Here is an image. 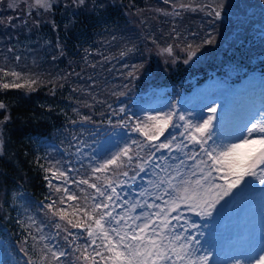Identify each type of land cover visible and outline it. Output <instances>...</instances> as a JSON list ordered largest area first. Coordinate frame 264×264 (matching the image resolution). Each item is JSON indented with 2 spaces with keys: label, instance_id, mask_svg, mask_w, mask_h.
I'll return each mask as SVG.
<instances>
[{
  "label": "snow or ice",
  "instance_id": "snow-or-ice-1",
  "mask_svg": "<svg viewBox=\"0 0 264 264\" xmlns=\"http://www.w3.org/2000/svg\"><path fill=\"white\" fill-rule=\"evenodd\" d=\"M163 2L170 4L171 10L155 11L164 16L175 18L186 11H199L209 18L203 37L198 32L191 33L193 39L189 42L173 27L170 35L174 34L173 39L180 43L160 48L174 64L179 59L174 49L182 43L180 50L187 54L183 61L187 64L203 45L215 43L212 26L222 18L226 0ZM63 4L65 12L75 10L64 26L66 30L76 23L81 10L103 12L106 7L103 0H91V4L89 0H63ZM7 7H17L15 0H9ZM29 7L42 9L39 15L51 14L54 0H34ZM13 20L9 16L0 19V24L13 29L21 26ZM29 22L33 27L41 23L29 14L21 24L26 27ZM51 23L53 29L58 27L55 21ZM3 39L0 37V41ZM115 39L111 37L112 41ZM147 39L159 48L154 37ZM55 48L60 55L64 54L59 37ZM15 50L9 43L5 52L0 53V89L34 92L45 81L37 73L17 71L10 66L7 54H14ZM134 50V45L125 47L119 56L123 58ZM90 51L85 49L86 63ZM112 58L103 57L105 61ZM20 60V55H14L16 63ZM123 67L127 71L121 75L132 83L144 65ZM70 75L79 76L71 73L47 81L51 84L50 94L55 95ZM123 87L127 89L128 84ZM83 91L87 90L72 89L74 93ZM88 95L90 101H75L78 106L72 112L77 118L67 121L72 126L79 125L78 132L69 133L67 158L54 159L47 152L35 158L38 169L45 173L49 194L33 210L27 202H21L19 193H14L17 216H4L20 229L18 247L13 251L22 254L23 264H264V81L259 96L253 92L252 100L228 122L217 117L216 104L207 107L210 115L206 117L198 112L180 111L174 103L167 112L141 110L142 115H137L126 105L113 108L112 104L97 101L91 92ZM112 95L124 96L126 92ZM95 104L106 108L98 121L91 111L88 115L80 111L91 110ZM7 110L8 106L0 101V111ZM10 120L8 114L0 119V155L5 143L2 128ZM88 125L95 130H87ZM101 131L106 139L100 138ZM67 185H74L75 189ZM245 196L260 201L259 230L250 232L228 254L222 250L214 253L215 245L211 243L203 247L200 225L186 213L212 217L220 211L218 206L223 207L222 201L228 202L225 198ZM0 212H5L2 205ZM0 264L21 262L5 253Z\"/></svg>",
  "mask_w": 264,
  "mask_h": 264
},
{
  "label": "trees",
  "instance_id": "trees-1",
  "mask_svg": "<svg viewBox=\"0 0 264 264\" xmlns=\"http://www.w3.org/2000/svg\"><path fill=\"white\" fill-rule=\"evenodd\" d=\"M148 1L150 0H103L106 5L103 12L81 10L76 16V23L70 26L68 30L64 26L71 16L66 20L67 18L62 16V13L66 15L75 10L65 12L62 1L54 4L51 19L55 21L58 27L55 30L52 27L50 30L52 35L58 34L57 30L60 31V38L67 45L68 55L64 56V61L70 59V61L75 62L67 68L61 69L58 77L71 74L70 72L73 69L82 68L86 70L90 68L88 77L96 81L91 87L93 91L85 88L87 91L82 92L86 95L85 97L81 96L83 100L91 92L97 101L112 104L113 108L119 106L121 98L114 100L115 96L112 93L123 91L124 84L114 85L116 84L115 81L109 80L110 76L107 79V74H111L120 68L124 69L123 65H128L127 61L129 59L132 60L130 65H144L139 72L143 75L139 76L137 85L134 86L135 89H138L139 94L137 96V106L131 112L137 115H142L141 108L143 104L148 105L151 102L150 97L148 99V96H142V94L151 89L150 96H156L155 87L158 90L163 89V87L169 89L168 91L172 95L171 103L175 102L177 108H181V105H178V99L182 95L193 92L196 87L211 76L213 69L222 68L226 57L232 58L236 64L235 70L239 73V78L236 81L247 79L249 71L264 70L260 65L264 66V60L254 61L253 58L257 57H255V53H252L253 49L258 48H262L260 54L264 52V35L253 43L254 47L250 48V54L248 47L241 48L244 43H252L250 32H247L244 35L246 39L244 38L242 43L237 45L234 54L230 52V49L223 50L222 57L217 59L218 56L214 55L213 57L216 58L215 63H208L207 66H187L179 61L175 66H169L170 71L165 73L163 77L155 76L156 56L147 52L148 49L150 51L154 47V44L147 37H154L158 43L159 38L167 34L170 35L171 30L168 26L170 22L164 27L162 18L160 16L158 18L154 17L155 14L152 12L143 18L142 24L140 20L133 23L130 12L134 13L142 9ZM89 3L91 4V0H89ZM249 3H253L257 7L255 13L249 10ZM236 7L239 9L234 10L233 21H237L238 25L243 21H247L249 22L248 25L251 26L254 20L261 21V23H256L257 26L264 24V0H245L243 5L236 3ZM185 13L174 18L175 20L179 19V26L176 28L191 27V30L194 25H207L209 18L204 16V12L189 13V11H186ZM233 24L234 22L218 20L213 25L216 30L214 31L215 38L222 40L225 33L227 34L232 30ZM51 26L43 25L42 27L43 29H49L48 27ZM181 33H184V31H181ZM113 36L116 37L115 41L111 40ZM188 37L190 36L188 35ZM105 40L109 43H104ZM85 45V49L91 50L87 63L85 61V50L83 49ZM133 45L135 46L134 51L123 58L119 56L121 50L125 47H133ZM109 56L113 58L107 61L103 59V57ZM92 64H95L94 68L91 67ZM59 65H62V62ZM147 67H149V71H152V74H148ZM8 80L10 81V79ZM70 83L71 76L62 88L56 89L55 95L50 94L51 84L46 81L31 93H26L25 89H0V101L8 106L7 113L0 111V119L5 114L11 116V120L2 128L5 143L3 155H0V205L3 206L5 212H0V252L8 246L6 249L10 251L15 259L20 260L21 264H23L22 254L13 251L14 248L18 247L16 241L20 238V229L15 223L5 220L4 216L7 214H10L13 218L17 216V212L14 210L17 205L13 203L14 193L21 195L22 203L27 202V200L33 203V210L49 194L44 179L45 173L38 169L35 163L37 156H44L47 152L54 159L67 158L65 151L70 139L69 133L74 130L79 131V125L72 126L67 122L69 119L77 118L76 114L72 112L77 104L73 100V88ZM170 84L173 88L169 87ZM86 86L89 87L90 84ZM102 88L104 90L102 97L99 99L100 94L96 95V92ZM69 97L72 98L69 99ZM88 100L90 101V98ZM49 107H51V110H49ZM145 109L150 111L151 107L148 106ZM91 110L96 113L98 104H95ZM159 111H163V108ZM103 112H106L104 105ZM86 113H89V109H86ZM87 130L94 131L95 129L87 126ZM53 150H56V153Z\"/></svg>",
  "mask_w": 264,
  "mask_h": 264
},
{
  "label": "rangeland",
  "instance_id": "rangeland-1",
  "mask_svg": "<svg viewBox=\"0 0 264 264\" xmlns=\"http://www.w3.org/2000/svg\"><path fill=\"white\" fill-rule=\"evenodd\" d=\"M61 1L63 2V0L54 1V4ZM8 2L9 0H0V19H6L7 17L12 16L14 17L13 23L21 25L20 27L13 29L11 27H5L3 24H0V37L4 38L2 41H0V53L5 52L9 43L14 45L16 49L14 54H7L9 56L10 66L15 67L17 71H23L25 73H37L41 77H43L44 81L47 82L49 80H53V78H57L58 74H60L61 69H65L69 65L75 63L73 61H70V59L67 61H64L63 59L65 55H68V53L67 45L60 38V31L57 30L58 34L55 33L54 35H52V31L50 30L52 26L48 27L49 29H43L42 27L43 25H52L51 14L39 15L38 13L43 12L42 9L30 8L29 6L34 3V0H15L17 7L13 8L7 7ZM188 2H194V0H188ZM196 2L208 3L210 2V0H196ZM244 2L245 0H226L227 6L220 20H223L225 22H234L231 28L232 30L227 34L225 33V35L222 37V40H220L219 38H215L214 33L215 43L203 45V47H201L197 52V55L189 60V62L186 64L187 66L198 67L207 66L208 63H215L216 58H214L213 56L216 55L218 56L217 59H220L222 57L223 50L226 49H230V52L234 54V50L237 48V45H240L242 43L245 38L244 35L247 32H250L252 43H244L241 48L248 47L250 53V48L254 47L253 43L259 40V37H262L264 35V24H260L257 26V22L261 23V21L259 20L252 21L253 23L251 26L248 25L249 22L247 21H243L242 23H239V25L237 21H233L234 10L239 9L238 7H236V3L243 5ZM157 8H165L171 10V5L164 4L163 0H150L145 3L142 9H140L144 10L142 13H138V10L134 13L130 12V17L133 23L140 20L142 24L143 18L147 14H150L152 12L153 14H155L154 17L158 18L160 16L162 18V20L164 21V27L169 22L170 23L168 26L170 30L173 27L179 26V19L175 20L171 16H164L161 13L155 11V9ZM249 10L255 13L257 11V7L255 6V4L249 3ZM72 12L73 11H70V13L66 15H63L62 12L61 13L62 16H65L67 18L66 20H68ZM189 13H192V11H189ZM29 14L31 15L32 19H39L41 21L39 27H33L30 22L26 27L22 26L21 21L27 18ZM184 14L186 13L183 12L182 15ZM204 16L207 17L205 13ZM184 28L185 27H179L177 28V30L184 31L185 34L182 33V35L187 37V41L189 42L193 39V37L190 35L191 33L198 32L200 34V37H203L205 32L208 31V25L204 26L203 28H201V25L199 24L194 25L191 30V27L185 29ZM212 28L214 31H216L214 29V26ZM173 35L174 34H167L159 38V42L157 43L159 45V48L156 44H154V47H152L150 51L149 49L147 51L148 54L156 56V63L154 65L155 76L163 77L165 73L170 71L171 65L175 66L179 61L183 62L188 58L187 54L180 50L181 48H183L182 43L180 44V48L174 49L175 55L179 57V59H177L174 64L171 62V57H169L167 54L161 53L160 48L166 47L169 44L180 43L179 40L173 39ZM188 35L190 37H188ZM57 37L60 38V41L64 45L63 55H60L58 50H56L55 48ZM46 41H50L51 44H46ZM196 43H199V38L196 39ZM85 48L86 45L83 46L84 50ZM129 48H132V46ZM261 52L262 48L252 50V53H255V57H257L256 62H259V60L257 59ZM14 55L21 56V60L18 63L14 61ZM53 56H56L57 58L53 60ZM34 60L35 63H33ZM131 61V59L127 61V63H129L128 65H130ZM61 62L62 65H59ZM223 62L225 63L222 68L217 70L213 69L210 77L205 79L203 83L196 87L193 92L183 96L180 101H178V105H181L182 108H178L180 111L198 112L200 116L206 117L210 115V113L206 111L207 107L210 104H216L219 106L216 113L217 117H223L224 121L228 122L232 120L236 116V114H238L241 109L252 100L253 92H255L256 97L259 96L261 90V82L264 81V70L252 72L249 71L247 79L243 81H236L239 78V73L235 70L236 64L233 62L232 58L230 59L226 57ZM2 63L3 58L2 56H0V64ZM260 65L262 66V68H264L262 64ZM73 71H75V73H78L79 76L70 75V84L72 88L91 89L93 81L95 80L91 77H88L90 75V68L86 70L77 68L76 70H71L70 73H73ZM126 71V69L122 68L117 69L115 72L107 74V79L108 76H110L109 80H114L116 83L114 85L116 86L121 84H128L127 89L123 87V91L126 92V95L115 96L113 99L118 100L119 98H121L119 106L121 104L126 105L128 109L132 111L137 106V96L139 94L138 89H135L134 86L137 85L138 78L140 75H143V73H138L137 79H135L132 83H129L128 80L121 75V72ZM146 71H148V74H152V71H149V67L146 68ZM83 83L85 84L83 85ZM87 84H90V86L87 87ZM169 87L173 88L171 84L169 85ZM104 88L96 92V95L100 94L99 99L102 97ZM154 89L157 92L156 96H150L151 89H149L147 93L142 94V96H148V99L150 97L151 102L148 105L143 104L141 110L149 106L151 107L150 111H159L161 108H163L162 112H167L173 103L176 104L175 102L171 103L172 95L168 91L169 89H165L164 87L163 89L159 90L156 89V87ZM73 95L74 101H76L77 99L83 101L81 96H86L82 92H73ZM89 98L90 96H87V98L85 99ZM119 106L115 108H118ZM86 109L87 108H81L80 111L84 115L90 114L91 111V113H94L93 119L95 120L102 118L99 114L103 112V105L98 104V110L96 111V113L94 112V110H89V113L87 114ZM88 127L94 129V126L92 125H88ZM100 138L106 139L102 131L100 133ZM53 151L56 153V150ZM53 182L59 183V181L55 180ZM67 186L70 189L75 188L74 185ZM225 200H227L228 202L225 203L224 201H222L221 204L223 205V207L218 206V208H220V211L214 213L212 217L201 218L191 213H186V215L191 216L192 220L200 225L199 232H202L203 236H200L199 239L201 240L202 246L206 248L209 246V243L215 245V248L213 249L214 253L216 250H222L224 254L230 253L244 242L250 232L257 231L261 227V205L258 198H249L245 196L233 200H228V198H225ZM27 203L31 208H34V204L30 203L29 200H27ZM69 211H71V209H69ZM36 215L40 216L41 214L39 212H36ZM7 247L8 246H6V248ZM6 248L2 252H0L1 258L5 253H10V251Z\"/></svg>",
  "mask_w": 264,
  "mask_h": 264
},
{
  "label": "water",
  "instance_id": "water-1",
  "mask_svg": "<svg viewBox=\"0 0 264 264\" xmlns=\"http://www.w3.org/2000/svg\"><path fill=\"white\" fill-rule=\"evenodd\" d=\"M259 59H260V60L264 59V53H262V54L259 56Z\"/></svg>",
  "mask_w": 264,
  "mask_h": 264
},
{
  "label": "bare ground",
  "instance_id": "bare-ground-1",
  "mask_svg": "<svg viewBox=\"0 0 264 264\" xmlns=\"http://www.w3.org/2000/svg\"><path fill=\"white\" fill-rule=\"evenodd\" d=\"M258 97V96H257Z\"/></svg>",
  "mask_w": 264,
  "mask_h": 264
}]
</instances>
